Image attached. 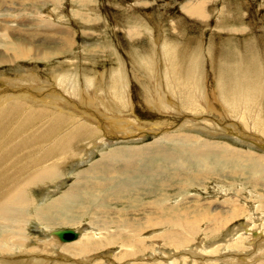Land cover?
Returning <instances> with one entry per match:
<instances>
[{
	"label": "rangeland",
	"instance_id": "374dc122",
	"mask_svg": "<svg viewBox=\"0 0 264 264\" xmlns=\"http://www.w3.org/2000/svg\"><path fill=\"white\" fill-rule=\"evenodd\" d=\"M194 5H201L195 11L201 10L202 16L184 9ZM17 45L22 49L19 51H24L20 57H14ZM168 49L173 50L163 52ZM170 58L179 62L173 65L176 72L180 66L181 73H175L181 75L183 83L189 80L188 84L171 81L163 86L169 70L161 75V69L166 71L170 65L164 67L162 63H169ZM0 60V97L19 95L17 99L26 104L6 119L0 131V144L5 142L1 151L13 148L19 153L27 146L23 150H28L32 160L41 148L48 150L50 142L59 145L63 140H72L64 135L78 124H88L92 129L69 150L59 152L60 156L69 155L67 160L62 162L60 157L53 163L57 170L54 174L28 186L25 206L10 222L0 224V238L11 235L5 239L4 248L0 247V264H36L40 258L41 262L47 259L43 264H134L153 258L154 252L159 253L157 261L144 262L158 264L166 258L176 261L183 257L188 259L186 264L193 260L204 264L201 257H222L227 252L220 248L212 252L214 244L224 247L234 233L235 242L243 235L242 228L258 231V218L264 224V125L256 118L264 108V93L259 88L260 98L247 104L243 103V95L236 98L239 90H248V85L250 91L254 90L253 83L258 81L262 84L256 86L264 90V0H0ZM60 66L89 77L117 67L105 72L106 76L116 70L123 72L122 97L127 95L129 101L119 103L122 108L117 110L106 104L108 92L94 94L88 86L91 99L84 93L87 97L83 100L61 91L49 74ZM26 68L33 69L39 80L24 75ZM154 73L159 77L157 82ZM243 82L247 86H241ZM162 95L161 99H169L173 108L167 103L159 107L156 100ZM190 98L192 104L197 100L198 108L187 105ZM37 109L42 110L41 116L23 119L22 126L11 132L16 123ZM129 117L136 126L126 136L125 131L117 132L116 123ZM54 119H58L56 129L52 128ZM41 126L44 130L35 134ZM34 134L32 143L30 137ZM165 134L166 141L157 144L156 140ZM178 135H183L181 140L168 141ZM20 139L23 142L18 143ZM160 147L168 153L167 158L159 153ZM133 150L143 152V156L135 157L127 168L124 162ZM113 153L115 159L110 156ZM20 158L15 166L27 160L23 155ZM149 178L153 179L148 186L140 185L141 179ZM17 182L0 185V199L12 191L6 188ZM130 182L139 187L123 193L125 189L120 186ZM68 190L79 198L58 210L53 204ZM157 194L169 198L167 202L178 208L201 210L200 232L193 237L188 234L186 241L198 254L184 250L163 256L157 247L163 246L165 239L153 234L162 228L142 234L158 238L153 253L116 260L124 249L117 244L105 249L102 245H106L109 235L131 237L136 221L131 220L132 215L141 209L144 212L140 200L156 205ZM229 210L233 214L227 219L224 214ZM216 212L220 220L213 219L211 231L206 219ZM176 215L179 217V213ZM66 227L85 231L82 238L100 242L99 251L82 255L64 251L62 243L75 240L62 242L57 237L56 231ZM14 230L21 233L22 241ZM47 234L49 242L53 236L57 238L58 242L52 239L50 243L59 244L57 253L50 252L47 243L42 244ZM236 242L238 249L245 246L243 241ZM201 244L210 246L209 254L200 250ZM248 253L251 257L252 247ZM260 255L264 257L261 251ZM244 264L253 263L249 259Z\"/></svg>",
	"mask_w": 264,
	"mask_h": 264
},
{
	"label": "bare ground",
	"instance_id": "6f19581e",
	"mask_svg": "<svg viewBox=\"0 0 264 264\" xmlns=\"http://www.w3.org/2000/svg\"><path fill=\"white\" fill-rule=\"evenodd\" d=\"M198 6H201V5H194V6H191V7H185V8L183 7V8L189 14L202 16L201 10L195 11V8H197ZM48 25H49V23H48ZM52 35H54V34H52ZM64 42H66V40H64ZM160 42H158V43H160ZM165 46L166 45H163L162 48H164ZM18 49H20L18 45H17V47H14V57L15 56L16 57H20V56L24 55V51H19ZM165 49H167V48H165ZM20 50H22V49H20ZM171 50H173V49H171ZM171 50H169V49L166 50V51L163 50V52L166 53L167 51H171ZM133 58H134V56H133ZM168 61H169V59H168ZM174 61H175L174 59L170 58L169 63H165L167 61L162 63V66H164V67L166 65H170V69H168L167 68L168 66H167L166 67V71L164 69H161V73H164V74H161V75H165V74L167 75L166 72H167V70H169L168 71V73H169L168 76H169L170 79L167 78L168 76L163 78V84H164L163 86L164 87L168 86L169 82H171V81H175V82H177L178 84H180L182 86H184L185 84H188L189 80H187V81H185L183 83L181 75H177L176 74L177 72L180 74L181 71H179L180 66L178 67V71L177 72L175 71L176 69H175V66L173 64H178L179 62L178 61L174 62ZM136 63H137V61H136ZM157 64L159 65V63H157ZM62 66H60L59 68H54L53 73H49V74H52L54 76V77H52L53 83L56 82L60 86V88L62 89L61 91L65 92L67 94H70L72 96L80 97L83 100H85L86 97H87L84 93H87L88 99H91L90 94H88V86L92 87V91L95 92L94 94H96V93L98 94L99 92H103V93L106 94L108 92V95H106L107 96L106 98H108L109 102H106V104L107 105H109V104L113 105L117 110H120L122 108L119 103L125 104L126 102L129 101L127 95L124 98L122 97V95H124L123 94L124 82H123V79H122L123 72L121 74L120 73L121 70H118L119 73H120L119 74L118 71L116 70V72L114 71L115 73L113 72V74H112V72H111V74H108L109 76H106V74L109 71H111V70L113 71L117 67L114 68V69H111L109 71L107 70L108 72L105 70V71H102L100 73H97V75H94L93 77H89V76H86L85 74H82V76H81L80 73L78 74L76 72L71 71V69L68 70L66 67H62ZM32 70L33 69L26 68V73L24 75H28V76L32 77V79L36 78V80H39L38 76H36V73L34 74ZM182 71H184V70H182ZM105 72H107V73H105ZM154 75H155V73H154ZM80 76L82 78V81L80 80ZM21 78L24 79V76H22ZM155 78H156V81H155ZM158 78L159 77L156 74L154 76V81L157 82ZM246 78H247V75H246ZM22 79H20V80H22ZM75 79L78 80L79 82H82V84L85 87L84 88L81 87L75 81ZM183 79H184V77H183ZM110 81H112V82L109 83ZM160 82H162V81H160ZM56 83H54V84H56ZM196 84H198V83L196 82ZM261 84H262V81H258L257 83H253L254 86L252 88L254 90L250 91V88H249L250 85L247 86V83L243 82L241 84V86H247L248 90H247V88L246 89L242 88L241 90H239V93H237L238 95L236 96V98L238 96H240V95H243L244 96V97H242V100H244L243 103L247 104V103L254 102L258 98H260V92L264 93V90H262L261 87L256 86V85H261ZM189 86H191V85H189ZM197 86H194V88L197 87ZM259 88H260V92H259ZM106 89L107 90L109 89V90L107 91ZM167 90L169 92V89H167ZM190 92H192V91H190ZM115 93H118V95H115ZM2 96L0 97V131H2L3 125H6V119L10 116V114L13 111L24 109L25 106H26L25 102H23L22 100L17 99V97L19 95L18 96L17 95L16 96L13 95L14 97H12L10 95H5L3 97ZM165 96H168V95L166 94V95H164V97ZM161 97L164 99V97L162 95V96H158V98L156 100L157 102L159 101L158 102L159 103L158 104L159 107H164L166 105V103H167L168 106H171V108H173L172 102L170 103V101H168L169 99L168 100H163V99H161ZM165 101H167V102H165ZM188 101H189V103H187V105L191 109L198 108V105L196 104L197 100L194 101V104H192L191 98L188 99ZM41 114H42V110H40V109L34 110V111L30 112L28 115H26L24 113L23 115L24 116L26 115V116L21 119V122L16 123L15 126H13V130L11 132L15 133L22 126L23 119H28V118L31 119V117L39 116V115L41 116ZM262 114H264V108H263L262 113H260L256 118L257 119L260 118L259 119V123H262L264 125V121H263L264 120V115H262ZM57 121H58V119H54L53 120V126H52L53 129L58 128L57 127ZM131 121H133V120H131V117H129L128 120H126V121H122L120 123H116L117 132L118 131H125L126 132V136H128L127 134L133 133L134 132L133 130L135 129V128H133L135 123H132ZM89 129L90 128H89L88 124H81V123L78 124L76 126V129H74V131L71 130L70 132H68V133H66L64 135V137H66V138H70L71 137L70 139H72V140H63L62 142H60L59 145L57 143L50 142L48 144L50 146V147H48V150L47 149L44 150L43 148H41L39 150V153L37 154L36 158H35V155H32V157H31V158H33L32 160H30V158H29L30 156L28 155V150L27 151L23 150V149L27 148V146L21 148L20 150H22V151L19 152L20 153L19 154L18 152H13V148L7 149L5 151H1L3 146H5V142L0 144V177H2L0 185L9 184V183H11L13 181H17L18 180V182L16 184L11 185V186L6 188V190L12 189V191L9 192V193L4 194L2 196V198L0 199V224L3 223V222H10L11 219H12V216L18 214L20 207L23 208L25 206V199H24L25 192H26L25 189L28 186H31L32 184L37 183L42 177L51 176L50 175L51 173L57 171L53 167V165H55L53 163H56L55 161H57V159H60V157H61L60 160L62 162H65L67 160V158L69 157V155L66 156L67 158L65 156H60L59 152L62 149H64V148H65L64 152L69 150L71 147L74 146L75 143L80 142L82 139H84V137H86L92 131V129L91 130H89ZM43 130H44V127L41 126L39 129L36 130L35 134L40 135ZM87 130H89V131H87ZM20 133H21V131L17 132V134H20ZM35 134L32 137H30V140H31L32 143H35ZM120 136H122V135H120ZM0 137H1V135H0ZM166 137H167V134L162 135L158 140H156L157 144H162L163 141H166ZM182 137H183V135H178L173 140H168V141L169 142L178 141V140H181ZM188 139H190V138H188ZM188 139H186L184 142H186ZM21 142H23L22 139L18 140V143H21ZM17 146H19V145H16V147ZM93 147H94V145H93ZM135 151L136 150H133L132 151V156L131 157H127L126 161L124 162V164L126 165L127 168L130 167L136 161L135 157H139L141 155L143 156V152H135ZM146 153H147V151H146ZM159 153L164 154L165 155L164 157H166V158L168 157V153L166 152V150H162V147H160ZM114 154L115 153L110 154V156L115 159V155ZM21 155H23V158H26L27 160H25L21 165L15 166L21 160V158H20ZM117 156H119V155L117 154ZM131 159H135V160L131 161ZM8 160H10V161L8 162ZM65 164H67V162ZM172 164H173V162H172ZM134 165L137 166V164H134ZM41 168H42V174L40 175L39 174V170ZM123 168H124V166H123ZM110 169H112V167ZM121 169H122V167H121ZM30 170H33V171L30 172V174L35 173V175H30L29 174L30 177H28L29 175H27L23 179L19 180V177H21V175L29 172ZM154 174H156V172H154ZM151 179H153V178H149L148 180L147 179L146 180L145 179H141L140 180V185L146 183V185L148 186L149 180H151ZM122 182H123V180L120 181V183H122ZM138 187H139L138 184L134 183V182H130V183H127V184H124V185L120 186V188H124L125 189V192H123V193H127L128 191H131L132 189L138 188ZM76 198H79V197H77L76 194L73 191L71 192L70 190H68L67 194L64 197H62L61 199H58L53 204V206H55L59 210L67 202H70V201H72L73 199H76ZM168 199L169 198H167V197L166 198H164V197L162 198L161 196L159 198V195L157 194L156 205H154L152 201L144 202L143 200H140L144 212H142V209H141V211L138 210L137 213L132 215V219L131 220L132 221L136 220V221H133L134 222V224H133L134 228H132V232L128 231V233L129 232L131 233V237H128L127 235H123V236H121L119 238H115L116 236L114 237L112 235H109V237H107L108 240L106 241V245H104V246L102 245V248H104V249L105 248H109V247H111V245H114V244L116 245L117 244L122 249H124L122 254H120L119 256L115 257L116 260H121L122 258H124L126 256H134L135 258L144 257L145 255H147L148 253H151L153 251V249L155 247V241H157L158 238L156 236L144 237L142 234L144 232L148 231V230L154 231V230H157V229L165 228L164 230H161V232H159V231L158 232H156V231L153 232V234H158L157 236L163 237L165 239V244L163 246H158L157 247L158 251H161L160 253L163 256H165L166 254H170L171 252L178 253V252H181V251H184V250L185 251L189 250L188 252H192L194 254H198L199 251H197L195 248L190 246V243H186V241L189 238L188 234H190L193 237V236H196L200 232V229H201V210L200 209H198V210L197 209H192L190 206H188V207L185 206L184 208H178V206L169 204L167 202ZM86 200H87V202L89 201L88 198H86ZM150 206H153V207L148 208V209L145 210V207H150ZM50 207H52V206H50ZM83 207H84V205H83ZM172 210H174V211L177 210L178 213H179V217L176 215L178 213H174V214L171 213ZM45 211H47V209ZM145 212L150 213V214H146ZM138 213H140V214H138ZM141 213H142V216H141ZM232 214H233V210H229L224 215L226 216L227 219H229L232 216ZM163 215H166V216H163ZM233 216H236V215L234 214ZM214 218H215V220H218V221L220 220L219 216H218V212L214 213L211 217L206 219L207 222L211 223V228L213 226V219ZM222 219H223V217L221 216V220ZM247 220H249V219H247ZM259 220H261V218H258L255 221V225H257V227H258L257 228L258 231H253L251 229L252 227L251 228L250 227L249 228H242L244 230L243 235H241V238L236 239V241H238V240L239 241H243L245 246L242 247V249H238L237 248V242L236 241L234 242V239H233L234 234H235L234 233L233 235L230 236L231 238L227 239L226 242L223 243L224 247L219 246L218 244L215 245L214 244L215 242L211 243L212 245L214 244L213 245L214 247H216L215 249H212V252L217 251L219 248H220L219 249L220 251L222 249L227 250V252L222 257H220V256L219 257L218 256H210L209 255L207 257H201V262L205 261L204 264H217L218 261L220 262L219 264H244L245 261L251 259V263H253V264H264V261H263L264 257L260 255V251H261L262 254L264 253V230H263L264 229V224H262V222L260 223ZM135 222H137V223L135 224ZM263 223H264V221H263ZM218 224L220 226V223H218ZM103 226H104V224H103ZM124 226H126V225H124ZM127 226L129 228L130 224H127ZM98 228L101 230L100 227H98ZM108 229H112V228H108ZM74 230H76V229H74ZM79 231H82V229H80V230L77 229L78 237L76 236L77 238L75 237L74 238L75 240L67 241L65 243H62L63 250L67 251V252H69V253H71L73 255L88 254L91 251L94 252L95 250L99 251L100 242L95 243V242H91L89 239H87V240L83 239L82 237H83V234L85 233V231L84 232L82 231L80 233H79ZM118 231H119V229H118ZM211 231H213V228L211 229ZM14 232H15L16 235L18 234V237L20 238V241H22L23 238H22L21 233L19 231H15V230H14ZM102 232H103V229H102ZM153 234H151V235H153ZM10 236H4V237L0 238V247L2 249L5 246V239H7ZM89 236L85 235L84 238L85 237H89ZM49 237H50L49 234H47L45 236L44 241H43L42 244H46L47 243L49 251L52 252V253H57L55 251V249H56V246H58L59 244H50V243L53 242V240H57V238L55 236H53L52 237L53 240L51 239V241L49 242L48 241ZM60 241H62V240H60ZM57 242H58V240H57ZM62 242H64V241H62ZM255 245H256V247H255ZM251 247H252V254H251V257H250L249 253H248V250ZM209 248H210V246L208 244L207 245H202L201 244V246H200V250H204L205 254H209ZM158 254H157V252L156 253L154 252L153 253L154 257L153 258H151V257L150 258H146V259H143L142 262L134 263V264H154L155 262H144V261H149L151 259L155 261L157 259V257H158ZM36 255H38V254H36ZM240 256H243V257H241L239 259ZM259 256H260V258H259ZM31 257L36 258L38 256H36V257L35 256H31ZM4 259H10V258L5 256ZM167 260H170V261H167ZM46 261H47V259L44 260V262H46ZM44 262H41V258L40 259H36V264H43ZM158 262H159L158 264H186V262L188 263V259L181 257V258H179L178 260L175 261L174 259H167L166 258L165 262L162 261V260L158 261ZM195 263H197V262L193 260L192 264H195ZM91 264H97V263H95V261H93Z\"/></svg>",
	"mask_w": 264,
	"mask_h": 264
},
{
	"label": "water",
	"instance_id": "95a60500",
	"mask_svg": "<svg viewBox=\"0 0 264 264\" xmlns=\"http://www.w3.org/2000/svg\"><path fill=\"white\" fill-rule=\"evenodd\" d=\"M56 234L61 240H72L77 236V231L73 228L66 227L57 230Z\"/></svg>",
	"mask_w": 264,
	"mask_h": 264
}]
</instances>
